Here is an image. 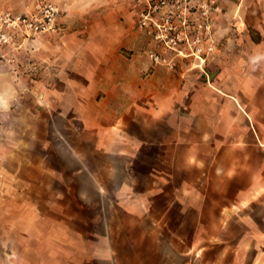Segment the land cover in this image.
<instances>
[{
    "label": "crops",
    "instance_id": "crops-1",
    "mask_svg": "<svg viewBox=\"0 0 264 264\" xmlns=\"http://www.w3.org/2000/svg\"><path fill=\"white\" fill-rule=\"evenodd\" d=\"M217 2L202 66L135 4L39 40L35 111L0 92V264H264V0Z\"/></svg>",
    "mask_w": 264,
    "mask_h": 264
},
{
    "label": "built area",
    "instance_id": "built-area-1",
    "mask_svg": "<svg viewBox=\"0 0 264 264\" xmlns=\"http://www.w3.org/2000/svg\"><path fill=\"white\" fill-rule=\"evenodd\" d=\"M187 0H134L138 26L152 40L177 56L204 65L214 56L213 15L221 13L217 0H200L188 7ZM192 13V17L188 14ZM61 10L52 3H41L25 15H0V48L10 45L13 36L22 32L36 37L59 32ZM150 57L155 64H173L158 53Z\"/></svg>",
    "mask_w": 264,
    "mask_h": 264
},
{
    "label": "rangeland",
    "instance_id": "rangeland-1",
    "mask_svg": "<svg viewBox=\"0 0 264 264\" xmlns=\"http://www.w3.org/2000/svg\"><path fill=\"white\" fill-rule=\"evenodd\" d=\"M41 3H52L60 8L61 14L58 21L60 30L57 33L64 34L69 30L82 29L88 21L99 19L118 6L133 5L134 0H0V15L3 13L25 15ZM16 34V38L14 39V36L12 38L15 45L10 43L0 48V92L4 93L5 87H9L12 83L13 87L16 86L13 92L23 99L20 105L12 107L11 110L16 113L1 116L2 121L11 122L35 111V102L32 99H35L37 94L33 88L27 89V86L39 80V40L49 36L30 37L22 32ZM15 54L17 59L13 57ZM15 66L22 67L24 70L17 73ZM36 67L38 71L35 70ZM25 119L30 122L29 118Z\"/></svg>",
    "mask_w": 264,
    "mask_h": 264
}]
</instances>
